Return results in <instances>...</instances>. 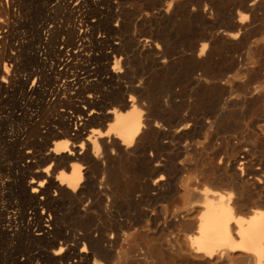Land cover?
Returning <instances> with one entry per match:
<instances>
[{"label":"bare ground","instance_id":"6f19581e","mask_svg":"<svg viewBox=\"0 0 264 264\" xmlns=\"http://www.w3.org/2000/svg\"><path fill=\"white\" fill-rule=\"evenodd\" d=\"M0 264H264V0H0Z\"/></svg>","mask_w":264,"mask_h":264}]
</instances>
